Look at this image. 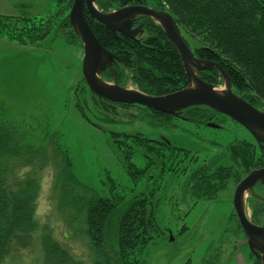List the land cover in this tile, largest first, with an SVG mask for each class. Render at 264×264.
I'll use <instances>...</instances> for the list:
<instances>
[{"label":"trees","instance_id":"1","mask_svg":"<svg viewBox=\"0 0 264 264\" xmlns=\"http://www.w3.org/2000/svg\"><path fill=\"white\" fill-rule=\"evenodd\" d=\"M154 8L171 13L182 31L189 33L199 42L194 46V54L202 59L220 63L228 75L234 92L244 97L257 108L264 110V0H155ZM60 9L70 8L72 0H59ZM103 12L111 7L128 4H145V0H96ZM64 7V10H65ZM66 12V11H65ZM93 33L99 42L112 51L118 61L111 70H105L104 76L114 79L122 85L125 71L131 74L133 83L139 90L162 95L175 91L187 84L181 58L174 45L168 39L161 26L150 17L137 19L139 26L131 36L118 33L116 36L109 27L95 20L86 13ZM44 19H37L28 14L0 15V32L5 29L7 36L20 44H34L46 37L49 25ZM63 24L70 29L68 15ZM145 32L140 38L138 35ZM6 34V33H5ZM183 35V33H182ZM188 43L186 38L183 36ZM190 46V44L188 43ZM191 48V46H190ZM192 49V48H191ZM203 80L216 86L223 83V78L216 68L199 71ZM82 80L84 81L83 77ZM76 92V91H74ZM78 93L74 96L77 97ZM103 101L120 106L137 105L149 110L151 115L163 124L161 131L149 134L133 131L121 133L112 130L113 135L123 134L125 144L134 142L142 149L145 157L143 166L131 161L129 148H124L123 155L127 170L138 179H154V186L147 188L146 195L138 194L125 200L118 207L123 195L113 192V197L93 196L87 200L84 218L90 244L99 251L105 244L106 231L114 214L119 213L113 254L103 255L97 264H144L146 250L150 243L164 234L156 215L159 204L157 198L162 179L167 175L171 181L182 177L187 195L195 205L200 200L217 201L226 191L234 186L252 169L259 167L261 153L253 141L245 137H233L225 144L212 138V158L199 159L197 153L189 148L176 145L164 133L172 128V119H180L200 127L222 130L228 117L206 105L188 106L173 115L134 103H118L97 95ZM86 117V115H85ZM235 122V121H234ZM116 123V122H115ZM209 123L217 124L212 127ZM161 126V127H162ZM240 126V125H239ZM164 131V132H162ZM118 132V133H117ZM26 134L16 126L0 123V264L12 259H19L26 253L34 252L42 264H72L74 250L50 234L45 223L39 222L36 214L43 169L36 155L33 144L26 145ZM56 133L47 138V151L52 156V163L58 169L56 179L70 193V180L76 183L72 173L70 157L58 143ZM223 136H219L222 138ZM43 144L41 145V147ZM48 152V153H47ZM151 170V173H150ZM78 183V181H77ZM74 184V183H73ZM75 185V184H74ZM140 190V192H145ZM255 210L260 223L264 212L263 205L257 200ZM231 215L236 220L234 212ZM103 252V251H102Z\"/></svg>","mask_w":264,"mask_h":264},{"label":"rangeland","instance_id":"2","mask_svg":"<svg viewBox=\"0 0 264 264\" xmlns=\"http://www.w3.org/2000/svg\"><path fill=\"white\" fill-rule=\"evenodd\" d=\"M145 4L157 6L155 0H145ZM64 7L60 9L59 0H0V15L28 14L36 20L48 18L45 24L49 25L46 37L34 44H20L1 29L4 33L0 32V123L22 130L26 134L23 144H33L32 152L41 163L39 166H46L36 208L39 222L49 226L50 234L71 246L75 254L72 264H97L105 258L103 255L112 256L114 252L120 214L116 212L114 219L111 218L105 244L97 251L90 244L84 227L87 200L97 195L113 197L116 192L124 197L118 205H125V200L138 194L146 195L145 190L154 186L151 178L135 182L123 158L122 150L129 148L133 151L131 161L143 166L146 160L141 155L142 149L134 146L132 141L122 146L117 141L132 138L125 139V135H113L111 131L149 134L161 131L165 121L158 122V118L141 106L112 105L89 89L82 80V43L63 24L70 9L65 7L64 10ZM113 9L116 7L109 10ZM137 24L141 25V22ZM182 33L193 50L199 42L189 33ZM144 35L141 31L138 37ZM112 67L113 64L107 70ZM113 76L106 79L103 74L110 82ZM130 76L126 70L122 85L138 88ZM222 86L223 83L217 87ZM75 93H78L77 97ZM169 125L172 128L162 132L176 145L195 151L199 159L212 158L211 139L214 137L221 144L236 136L253 141L248 131L230 118L224 120L222 130L200 127L180 119H172ZM47 132L48 135L56 133L59 145L70 157L71 171L76 178V183L70 180V193H64L55 177L59 171L52 163V156L47 152V159L44 155L48 145ZM220 135L223 137L219 138ZM167 175L159 188L162 191L157 193L160 200L156 208L164 234L149 244L144 264H254L242 248L238 250L234 246L241 238L239 222L231 215L234 188L217 201L200 200L193 205L185 192L184 179L171 181ZM246 203L248 217L252 212L253 218L260 220L253 207L256 202L247 197ZM259 205H263L261 210L264 212V203ZM259 224L264 226V216ZM233 250L235 252L231 253ZM36 255L26 253L5 264H42Z\"/></svg>","mask_w":264,"mask_h":264},{"label":"water","instance_id":"3","mask_svg":"<svg viewBox=\"0 0 264 264\" xmlns=\"http://www.w3.org/2000/svg\"><path fill=\"white\" fill-rule=\"evenodd\" d=\"M96 0H73L68 18L73 32L79 37L82 47L81 73L89 89L95 94L118 103L140 104L148 108L178 115L180 110L192 105H206L227 115L243 126L257 142L264 143V110L257 108L232 90L231 82L223 66L213 60L202 59L194 54L183 38L180 27L170 12L146 4H128L108 12L101 11ZM86 13L103 23L119 37L118 33L131 36L139 26L132 27L139 16L155 20L177 50L186 74L187 84L175 91L151 95L138 88L119 84L113 76L110 82L103 77L104 71L119 59L106 49L93 33ZM216 68L223 78L221 88L199 76V71ZM214 127L217 124L209 123ZM256 181L264 183V166L250 170L234 187L232 205L245 240L264 242V226L251 222L245 209V195L253 193ZM259 197V195H256Z\"/></svg>","mask_w":264,"mask_h":264},{"label":"flooded vegetation","instance_id":"4","mask_svg":"<svg viewBox=\"0 0 264 264\" xmlns=\"http://www.w3.org/2000/svg\"><path fill=\"white\" fill-rule=\"evenodd\" d=\"M136 23H137V19L134 20L132 27L136 26ZM225 116H227V115H225ZM228 118H230V117H228ZM233 121H235V120H233ZM241 127L244 128L243 126H241ZM248 134H249V138H251L253 140V142L256 144L257 148L259 149V151L261 153L260 162L262 164L256 168L263 167L264 166V143L257 142L255 140V138L249 132H248ZM253 191L256 195L258 194L259 197H257L256 195H254L251 192H248V193H246L245 198L247 199V197H249V198L253 199V201L257 200L258 204H261V203L263 204L264 203V183L261 181H256L254 186H253ZM246 199H245V203H246ZM231 201H232V193H231ZM247 208L248 207H247V203H246L245 204L246 212H247ZM252 208L253 207L250 205V211L252 210ZM233 212H234V209H233ZM234 216L237 219L235 212H234ZM250 220H251V222H253L255 224H259L258 222H256V219L253 218L252 212L250 213ZM237 222H238V219H237ZM259 225H261V224H259ZM240 231H241V238L237 240V243H234V246L236 245L235 248L238 250H241L240 248H242L243 252H245V254H247V256H250L253 259L254 264H264V242H260L257 239H255V240L253 239V240H251V243H249L245 240V237L242 233L241 227H240ZM235 250L231 251V253L235 252Z\"/></svg>","mask_w":264,"mask_h":264}]
</instances>
